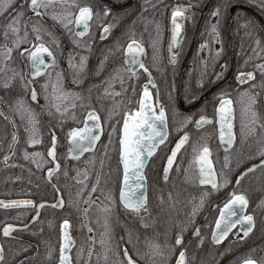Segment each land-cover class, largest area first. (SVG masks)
<instances>
[{
  "label": "flooded vegetation",
  "instance_id": "flooded-vegetation-1",
  "mask_svg": "<svg viewBox=\"0 0 264 264\" xmlns=\"http://www.w3.org/2000/svg\"><path fill=\"white\" fill-rule=\"evenodd\" d=\"M2 2L6 7V0ZM28 3L30 0H14V8L19 10L23 5L19 36L23 37L27 30V41L31 43H21L19 48H14L12 41L16 37L9 32L5 39L3 33L15 11L0 15V51L4 46L13 47L11 59L4 61L0 56V69H3L0 85L11 80L8 89L0 86V112L3 113L0 115V139H8L0 141V201L31 200L34 204L0 207V246L4 250L0 264H60L62 245H67V264H121L125 259V248L137 264H176L181 248L186 252V264H242L244 259L264 264V168L246 171L260 163L258 152L264 146V128L261 127L264 125V76L255 67L264 63V11L259 7V0H76V4L91 5L94 10L102 8L103 4L113 9L104 18V23L114 25L110 33L100 39L101 28L93 22L91 35L80 38L79 45L73 43L72 34L51 15L63 16L66 11H78L77 8L57 2L47 9H40L47 14L37 16ZM176 6L189 7L185 17L178 18L181 33L178 46H173L176 60L172 63L169 44L172 43V11ZM218 6L220 16H211ZM246 20L252 21L248 27L243 26ZM34 24L41 29L39 34L43 42L57 58V65L47 69L50 77L42 74L35 78L34 86L40 93L38 103L31 101L30 93L21 88L20 75L11 79L14 73L29 75L31 72L27 56L19 53L37 43L36 33L32 31ZM212 24L218 25L219 35L211 33ZM257 37L261 40L259 46L255 42ZM54 38L58 44L52 42ZM132 40L144 48L145 54L140 59L149 68L154 83L148 88L155 105L158 104L156 111L160 106L165 109L169 132L168 140L149 158L144 169L147 212H141L140 216L149 225L147 228L141 223L140 216L126 211L119 201L123 175L119 162L120 128L125 113L137 109L147 83V73L138 65L135 66L138 76L130 78V73L125 70L129 65L125 64L124 50ZM206 41L207 46L201 49V44ZM218 49L222 52L217 57ZM69 54L76 68L69 67ZM81 56L87 58L83 69L78 67ZM45 58L50 60L46 54ZM249 71L254 72L255 79L239 84L237 74ZM58 72L62 76L60 80L57 79ZM217 73H222L219 79ZM45 82L50 100L54 88L55 95L59 96L62 90L78 94L79 99L76 95L60 96L55 103L61 109L67 108V112H56L55 107L47 106L44 99L40 85ZM253 84L256 87H251ZM245 89L248 91L244 92ZM221 92L227 93L233 101L235 138L231 147L222 144L219 138L215 107L222 98ZM18 97H23L25 105L34 113V128L28 114L24 113L22 118L17 110ZM253 97L255 103H252ZM249 105L257 114L255 122L252 112H246ZM90 110H95L100 117L103 137L104 124H112L113 129L114 124L119 123L116 131L111 130L118 147L99 149L111 155L117 151L118 164L109 166L107 175L113 188L107 194H97V188L94 192L90 189L91 198L89 193H84L80 179L73 178L77 174L71 170L74 165L69 163L67 169L65 167L68 136L64 150L61 148L58 152L59 139L66 134L65 123L81 121L79 126H74L80 127ZM201 114L208 116L212 123L197 128L195 120ZM187 116H191L192 121L185 124ZM242 122L245 125L243 131ZM182 124L184 126L177 131ZM253 128L254 131H250ZM185 131L189 133V140L177 153L165 180L163 170L167 166V157ZM14 134L16 142L11 149ZM53 134L57 137L56 162L60 168L49 179L48 168L52 167V161L47 157V150ZM20 136L28 141L30 137L50 139L49 143L47 140L37 144L27 141L25 146L16 148ZM204 146L210 149L209 158L217 182L222 183L224 177L229 181L216 190L211 189L210 184L199 183L196 157ZM98 148L99 145L95 151ZM25 152L39 155H30L26 159ZM241 173L245 174L241 177ZM238 177L239 185L236 183ZM96 182L94 179L93 183ZM22 190H25L24 196H15ZM233 191L248 199L244 211L253 216L254 226L245 237L243 226L237 225L216 244L211 234L215 220ZM205 192L208 195L200 205ZM108 194L112 195V201L105 198ZM61 198L62 206L55 207ZM41 204L44 206L39 207ZM196 205H199L198 210L191 216ZM237 212L239 215L238 209ZM64 220L69 221L67 229L62 227ZM8 224L15 227L9 236H5L3 228ZM106 226L108 232L103 235ZM196 228L200 229L202 243L193 235ZM128 233L132 234V243L127 242ZM177 233L183 236L182 245H175ZM153 245H159V249H154ZM154 251L162 254H153ZM135 252L140 255L136 256Z\"/></svg>",
  "mask_w": 264,
  "mask_h": 264
},
{
  "label": "snow or ice",
  "instance_id": "snow-or-ice-1",
  "mask_svg": "<svg viewBox=\"0 0 264 264\" xmlns=\"http://www.w3.org/2000/svg\"><path fill=\"white\" fill-rule=\"evenodd\" d=\"M66 4L69 8L75 7L78 11H66L63 16L56 15L52 13V17L55 21H58L67 31L72 34V41L74 44H80V38H84L86 35H91V27L92 23H98V26L101 28L100 39H104L111 31L114 25L112 23H104V18H107L110 13H112L113 9L108 4H103L102 8H94L91 5L80 6L76 4V0H30L28 3V7L31 11L37 16H43L47 13L40 12V9H47L55 3ZM6 7L4 6V2L0 0V15H4L5 13L11 11H15V15L10 18V21L7 25H5L4 29V37L8 38L9 32H11L16 38L12 41L14 48H19L21 43H31L27 41L28 32L25 30L24 36H19L20 32V21L24 15L23 5L20 6V9L17 10L14 8V0H6ZM189 6H176L172 11L171 22L173 25L172 29V43L169 44V52L172 53L171 62L175 63L176 53L173 52V46H178L179 41L178 37L181 33V24L178 22V18L182 20L185 17V11ZM259 7L262 11H264V0H259ZM221 14L220 7H216L210 15L213 17H219ZM252 24L251 20H246L244 22V27H248ZM70 25H74V28L69 27ZM26 27V25H25ZM217 24L211 25V33L215 35H219L217 31ZM76 29H82L77 31ZM32 31L36 33L35 39L37 43L31 44L29 48L23 49L19 54L21 56H27L28 61L30 62L31 72L29 75H21L18 73H14L11 79H15L16 75H20L21 80V88L26 91V93H30L31 101L38 103V95L40 93L37 92L36 87L34 86L35 78L40 77L42 74L51 76V73L47 72V69L50 67H55L57 65V58L54 52L50 47L46 46L42 40L41 35L39 34L41 29L37 27V25L32 26ZM49 35H53L52 33H48ZM250 34V33H249ZM53 43H57L58 41L55 38L52 41ZM256 44L259 46L261 44V40L259 37L256 38ZM207 41L204 44H201V49L207 46ZM85 47H90V45L85 44ZM13 47L4 46L3 51H0V56L3 57L4 61L11 59V55L13 52ZM125 51V64L129 65L125 70L130 73V78L132 76H138V72L135 68L136 65L139 66L140 69H143L144 73H147V83L144 85L143 96L140 100V108L135 111H129L125 113L123 119V127L122 134L120 136L119 144H120V162L123 165V179L119 188V201L124 207L126 211H130L136 216H140L141 212H147V193L145 190V181L146 176L144 175V169L146 166V161L153 156V154L157 151L160 145H163L169 136L168 132V120L166 116V112L163 106L159 107L158 112L156 111L155 105L145 103L146 99H150L151 93L149 91L148 85L153 84L151 72L149 68L145 66L144 62L140 59L141 56L145 54L144 48L142 44L138 41L132 40L128 43ZM222 52V49H218L215 55L218 57ZM45 54L50 60H46ZM86 57H80L79 69H83L86 62ZM68 63L70 68H76L77 65L73 63V57L69 54ZM103 64V61L101 62ZM226 67V65H225ZM259 69L262 76H264V63L258 64L255 66ZM3 69H0L2 71ZM219 79L222 76V73L216 74ZM57 79H62L61 73H57ZM254 72H239L236 76V80L239 84H245L250 80H254ZM5 89H8L11 86V80L0 85ZM110 86V85H109ZM44 99L47 102V106L55 107L56 112H67V108L61 109L59 104L55 103L56 100L60 98V96H64L65 98L68 95H76V98L79 99L78 94L73 93H64L60 90V95H55L56 89L54 88L53 99H49L48 93V83L40 85ZM251 87H256L255 84L251 85ZM107 92L108 89H105ZM248 90L245 89L244 92ZM243 94V93H242ZM220 96L222 97L219 100L218 107H215V115L218 117L217 123H219V138L222 144H226L228 147H231L235 138V133L233 132V124L231 120L233 117V110L231 105L233 101L228 98V94L225 92H221ZM195 99V95L192 97ZM252 103H255V97L252 98ZM16 104L18 106L17 110L20 111L21 117L23 118L24 113L28 114L29 123L33 125V128L36 124L34 113L31 108L26 106L24 103L23 97H18L16 100ZM74 107V105H72ZM251 111L253 121H256L257 114L255 111H252L251 105L247 106L246 112ZM3 113L0 112V115ZM100 117L96 113L95 110H90L84 120L83 127L72 128L69 130L67 136L70 141L69 153L76 155V158H79V155H82L84 152L92 149L96 142L100 139V134L103 132L102 126L100 124ZM192 121L191 116L185 117V124ZM91 122V123H89ZM212 123V120L201 114L199 119L195 120V125L197 128L202 127L204 124ZM184 125H180L177 127V131L180 130ZM245 125L241 124V130L243 131ZM264 128V125H261ZM113 131H116L115 127ZM250 131H254L250 129ZM111 135V134H110ZM13 140H16V137L13 136ZM189 140V133L184 132L182 136L175 143V147L171 150V155L167 157V166L164 167V178L167 179V173L169 172V168L173 165L174 158L177 155V152L182 148V146L187 143ZM30 144H37L39 140L30 137ZM56 144L57 137L55 134L51 136V147L47 151V156L51 157L53 161H56ZM210 149L207 146L202 147L197 155L196 160L199 162V170H200V178L199 183L201 185L210 184L211 189L216 190L220 187L226 185L229 181L226 177H224L222 183H218L216 179V172L213 169L212 162L210 160ZM258 154L261 157L260 164H253L251 168L247 169V172L254 171L257 167L264 168V146L261 147ZM30 155H39V154H29L25 152V158H29ZM7 159V157H5ZM227 160V156L225 157ZM40 167V165H37ZM227 166V165H225ZM60 168V164L58 162L55 163L54 167L48 168V177L51 179L53 173L57 172ZM67 174V173H65ZM245 173H241V177ZM79 175V173H78ZM223 176V172L220 173ZM237 185L240 183V178L238 177L236 180ZM55 187V186H54ZM59 191V189H57ZM92 192L96 191V185L92 186ZM208 192H205L200 200V205L204 203V196H207ZM231 198L223 205V208L219 211V216L215 220V228L212 230V240L214 243L219 244L228 234L235 228L237 225H241L244 236L246 237L249 232L252 231V227L254 226L253 216L250 214H245V209L248 206V199L242 193H237L233 191L230 193ZM89 198H91V192H89ZM107 200L112 201L113 197L111 194L106 195ZM62 198L58 201L55 207L62 206ZM23 204V205H33L34 202L31 200H22V201H11L8 203L0 201V206L7 207L8 204ZM41 204L39 207H43ZM199 205L193 207L191 216H195ZM239 211V215L237 212ZM107 211V209H105ZM235 217V219H234ZM141 223L147 228L149 225L144 221L143 217L140 216ZM69 225L68 220L63 221L62 227L67 229ZM14 225L8 224L3 228V234L5 236H9L11 231L14 229ZM91 231V229H89ZM183 229L181 230L182 233ZM108 229L106 226V232L103 235H107ZM181 233H177L175 238V245L183 244V236ZM67 236V233L65 232ZM193 235L200 238V229L196 228ZM123 239V238H122ZM105 241L102 238L101 243L103 244ZM128 243H132V234L128 233ZM200 242L203 240L200 238ZM67 245H62L61 247V257L60 264H67L69 257L65 255ZM153 248L158 250L159 245H153ZM3 246H0V261H3ZM153 254H162L158 251H154ZM136 256H139V252H135ZM123 259L121 264H137L136 259L133 258V255L129 254V250L125 248L123 250ZM176 264H186V252L183 248H181L179 252V256L176 259ZM242 264H256V261L252 259H244Z\"/></svg>",
  "mask_w": 264,
  "mask_h": 264
},
{
  "label": "trees",
  "instance_id": "trees-1",
  "mask_svg": "<svg viewBox=\"0 0 264 264\" xmlns=\"http://www.w3.org/2000/svg\"><path fill=\"white\" fill-rule=\"evenodd\" d=\"M180 93V92H178ZM81 124V121H75V122H66L65 123V136L64 137H60L59 139V144H58V152L59 150L62 148V150H64L65 148V139H66V136L69 132V130L71 128H73L74 126H79ZM106 127H105V134H104V137L102 139V141L100 142L99 144V148L97 149V160L95 161V164H94V167L92 170H89L87 168V170L89 171V174H84L82 172L86 171V168L82 165H79L78 164H81V160L79 161H68L67 159L64 158V163H65V167L67 169V165L69 163L73 164L74 166H72L71 170H75L76 171V176H73L74 179H80V182H81V186H82V189L85 190L84 193H89L90 192V189L92 190V186L93 185H96V188H97V194L101 193V194H107L110 192V190L113 188V186L110 184V180H109V175H108V167H112L114 164H118V160H117V151L111 155V154H106L104 153L102 150H99L100 148L102 147H107V146H116V148L118 147V144L116 142V137H114V134H111V130L112 129V124H104ZM115 129H118V126H119V123H115ZM111 134V135H110ZM49 139L50 137L46 138V139H37L40 141H45L47 140V143H49ZM8 139L7 138H2L0 139V141H7ZM28 139L26 137H23V136H20V138L18 139V142H17V145H16V148H19V147H23L26 145ZM115 142V144H114ZM60 154V153H59ZM64 157H65V154H64V151H63V154ZM91 165V164H90ZM77 166V167H76ZM76 168V169H75ZM79 173V175H78ZM108 175V176H107ZM94 179L97 180L96 183H93ZM92 193V192H91ZM25 195V190H22L20 192H17L15 194V196H24Z\"/></svg>",
  "mask_w": 264,
  "mask_h": 264
},
{
  "label": "water",
  "instance_id": "water-1",
  "mask_svg": "<svg viewBox=\"0 0 264 264\" xmlns=\"http://www.w3.org/2000/svg\"><path fill=\"white\" fill-rule=\"evenodd\" d=\"M142 96H143V92H142V94H141L140 100H141ZM140 100H139V102H140ZM145 103H146V105H147V104L155 105L152 95L150 96V99H146V100H145ZM156 106L158 107V104H156L155 107H156ZM139 108H140V103L138 104V107H137L136 110H138ZM157 112H158V111H157ZM87 114H88V113H87ZM87 114L85 115V118H86ZM85 118H84V120H85ZM84 120H83V123H82V125H81L80 127H83V126H84ZM99 122H100V124H101V121H99ZM89 123H91V122H89ZM231 123H232V120H231ZM101 126H102V124H101ZM122 127H123V122H122V124H121V128H120V136H121V134H122ZM75 128H77V127H75ZM102 129H103V127H102ZM14 136L16 137L15 134H14ZM102 137H103V132L100 134V139L96 142L95 146H94L92 149H90L89 151L84 152L82 155H79V158H76V155H73V154H70V153H69V148H70L71 145H70V141H69L68 138H67V141H66V155H67V159L72 160V161H77V160H80L81 158H83L85 155L94 152L95 149L97 148V146L99 145V143L101 142ZM119 140H120V137H119ZM15 142H16V140H15V141L12 140L11 149H12V147L14 146ZM50 147H51V145H50ZM50 147H49V148H50ZM182 147H183V146H182ZM49 148H48V149H49ZM119 149H120V144H119ZM47 151H48V150H47ZM178 152H179V151H178ZM178 152H177V153H178ZM47 157L52 161V167H54L56 161H53L52 158L49 157V156H47ZM148 160H149V159H148ZM148 160L146 161V163L148 162ZM119 162H120V151H119ZM259 164H260V163H259ZM259 164H257V165H259ZM120 165H121L122 172H123V165L121 164V162H120ZM48 178H49V177H48ZM122 179H123V175H122ZM122 179H121V181H122ZM145 190H146V186H145ZM15 201H22V200H15ZM2 202L8 203V202H11V201H2ZM26 206H27V205H23V204H15V205H13V204H10V203H9L7 207H4V206H0V207H2V208H14V207H15V208H18V207H26ZM23 228H24V227H23ZM65 255L67 256V250H65Z\"/></svg>",
  "mask_w": 264,
  "mask_h": 264
},
{
  "label": "rangeland",
  "instance_id": "rangeland-1",
  "mask_svg": "<svg viewBox=\"0 0 264 264\" xmlns=\"http://www.w3.org/2000/svg\"><path fill=\"white\" fill-rule=\"evenodd\" d=\"M96 152L97 151H94L93 153L87 154L83 158L80 159L82 163L78 164V166L83 164V166L86 168V171H84L82 173L87 175V174H89V171L87 170V168L89 170L93 169L95 161L97 160V153ZM77 161H79V160H77Z\"/></svg>",
  "mask_w": 264,
  "mask_h": 264
}]
</instances>
